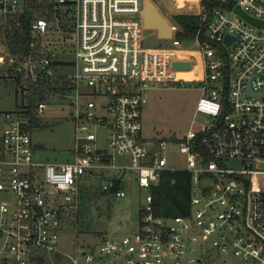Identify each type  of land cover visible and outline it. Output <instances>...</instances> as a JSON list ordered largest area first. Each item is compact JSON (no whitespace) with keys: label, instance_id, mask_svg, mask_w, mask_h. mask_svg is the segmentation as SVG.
Here are the masks:
<instances>
[{"label":"built area","instance_id":"obj_1","mask_svg":"<svg viewBox=\"0 0 264 264\" xmlns=\"http://www.w3.org/2000/svg\"><path fill=\"white\" fill-rule=\"evenodd\" d=\"M235 1L264 22V0ZM37 4L52 7L50 18L35 19L27 49L13 53L9 36ZM235 7L213 16L202 7L199 15L209 27L205 34L200 27L190 42L196 47L187 48L171 21L170 45L148 44L144 0H0V88L11 86L24 105L3 114L0 264H34L41 250L60 252L64 234L78 221L83 183L91 188L96 172L105 173L102 187L117 197L128 195L120 180L135 178L146 191L138 230L94 245L77 241L72 264H222L231 256L264 264V25ZM58 33L76 37L69 64L60 63L57 42L48 38ZM190 72L196 75L187 78ZM56 78L68 82L73 159L42 162L35 159L27 108L33 88ZM186 83L201 93L187 134L146 141L150 90ZM51 98L38 102V116ZM171 144L186 155L187 167L170 164ZM233 160L240 166L228 164ZM168 170L193 174L187 215L155 213L152 190ZM109 171L121 173L108 177ZM129 171L134 175H125ZM214 250L219 257L212 259Z\"/></svg>","mask_w":264,"mask_h":264},{"label":"rangeland","instance_id":"obj_2","mask_svg":"<svg viewBox=\"0 0 264 264\" xmlns=\"http://www.w3.org/2000/svg\"><path fill=\"white\" fill-rule=\"evenodd\" d=\"M163 13L168 14L166 6H160ZM171 20V18H170ZM173 22V19L171 20ZM145 25V22H144ZM156 29L147 30V42L150 46L170 45L169 38H161ZM57 42L56 51L61 61H73L75 58L76 37L70 38L67 34L58 33L48 36ZM55 42V43H56ZM196 47L188 45L187 48ZM68 59V60H67ZM69 70L72 68L69 67ZM187 78L194 77L193 72L186 73ZM201 97L197 84L191 86L176 84L174 86H157L150 90L148 103L143 113V137L152 142L157 139H172L185 136L190 129L195 116L198 101ZM18 103V104H17ZM21 104V99L15 97V91L9 88H0V137L6 121L5 111L14 110ZM72 108L68 99H50L46 111L41 114L43 128L35 129L33 142L37 146L35 159L42 162H67L73 159L75 146V124L72 117ZM204 119V116H199ZM101 135L104 137L105 132ZM1 141V138H0ZM169 162L178 167H187L186 155L177 150V145L169 146ZM239 160L229 161L231 166H240ZM121 172L109 171L108 177ZM135 172L129 171L125 175L131 176ZM105 173L96 172L90 180L91 195L82 196L78 221L64 234L59 251L48 252L41 250L42 264H72L69 254L73 245L78 241L81 244L94 245L105 237L120 238L138 230L139 213L144 203L146 191L136 184L125 197H117L110 191L102 192V180ZM219 257L213 252L211 258ZM222 264H245L236 256L222 261Z\"/></svg>","mask_w":264,"mask_h":264},{"label":"trees","instance_id":"obj_3","mask_svg":"<svg viewBox=\"0 0 264 264\" xmlns=\"http://www.w3.org/2000/svg\"><path fill=\"white\" fill-rule=\"evenodd\" d=\"M175 3V10L178 11H194L196 3L199 0H171ZM188 4V5H187ZM47 5V4H46ZM46 5L37 4L30 11L28 17L24 19L22 28L16 33L9 36L7 41L9 49L16 54H21L28 47L31 40V23L39 17H48L50 14L46 12ZM186 5V6H185ZM49 6V5H47ZM236 6L235 0H202L203 11L214 15L216 9H226L232 11ZM173 21L180 27L177 33L178 38L182 39L188 45L195 38L198 29L203 28V32L207 31L209 24L203 23L201 15L198 14H176L173 16ZM62 64H69V62L60 61ZM54 81V83H52ZM68 90V82L62 78H56L46 81L41 85L33 88V94L29 99V106L27 108L28 115L31 117L32 130L43 128L40 116L37 115V104L39 101L45 99L46 95L52 96V99L63 98ZM24 107L21 103L17 108ZM178 138V137H177ZM177 138L172 140L177 141ZM1 147V141H0ZM87 177V176H86ZM123 181V188L130 191L135 186L136 179H125ZM193 186V174L187 170H168L162 173L161 181L158 185L153 187L154 196V210L157 215L164 217H171L177 215H187L191 212V196ZM102 192L106 190L101 187ZM91 188L86 182L83 183L82 196L91 195ZM112 192V191H111ZM42 254L34 258V264H42Z\"/></svg>","mask_w":264,"mask_h":264},{"label":"water","instance_id":"obj_4","mask_svg":"<svg viewBox=\"0 0 264 264\" xmlns=\"http://www.w3.org/2000/svg\"><path fill=\"white\" fill-rule=\"evenodd\" d=\"M235 11L256 25H264V22H261L249 16L246 12L242 10V8L239 5L235 7ZM142 16H143L145 26L147 29L158 30L161 38L171 37L172 32H171V27L168 21L164 18V16L159 11V9H157L150 1H145V10L143 11ZM232 40L233 38L231 36L226 37V41L229 44L232 42ZM174 66L189 68L191 66V63L190 62H176Z\"/></svg>","mask_w":264,"mask_h":264},{"label":"crops","instance_id":"obj_5","mask_svg":"<svg viewBox=\"0 0 264 264\" xmlns=\"http://www.w3.org/2000/svg\"><path fill=\"white\" fill-rule=\"evenodd\" d=\"M145 1H150L159 11L162 13L164 18L168 21V23L173 19V16L176 14H200L202 11V0H199L198 3H196V9L194 8V11H178L175 10V3L174 1L172 2L171 0H144V10H145ZM161 5H164L168 9V14L166 15L163 13L161 9ZM188 5V4H187ZM186 6V5H185ZM171 18V20H170ZM174 22V21H173Z\"/></svg>","mask_w":264,"mask_h":264}]
</instances>
